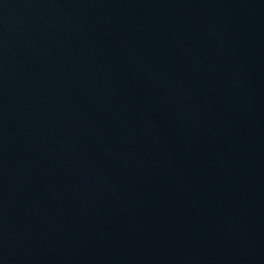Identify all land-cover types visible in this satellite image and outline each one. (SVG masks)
Returning <instances> with one entry per match:
<instances>
[{"label":"water","instance_id":"95a60500","mask_svg":"<svg viewBox=\"0 0 264 264\" xmlns=\"http://www.w3.org/2000/svg\"><path fill=\"white\" fill-rule=\"evenodd\" d=\"M0 264H264V0H0Z\"/></svg>","mask_w":264,"mask_h":264}]
</instances>
